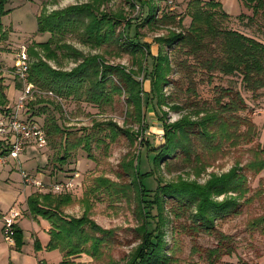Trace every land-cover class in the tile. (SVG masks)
Here are the masks:
<instances>
[{
	"label": "trees",
	"instance_id": "16d2710c",
	"mask_svg": "<svg viewBox=\"0 0 264 264\" xmlns=\"http://www.w3.org/2000/svg\"><path fill=\"white\" fill-rule=\"evenodd\" d=\"M108 1L90 0L41 13L37 18V30L51 36L37 44L43 55L34 47L29 49L28 53L36 60L29 65L28 81L39 91L52 92L60 98L85 97L96 104L110 103L116 94H125L127 106L135 109L133 115L141 122L145 120L142 113L145 91L143 82L136 75L145 74V79L150 82L146 106H151L162 122L164 142L154 146L147 138L141 141L151 169L142 172L139 169L141 162L133 158L125 165L126 174L132 179L135 189L141 220L136 228L140 243L125 264H171L173 256L169 253L164 231L167 205H170L171 214L181 217L180 220L185 217L193 230L220 234L219 245L207 249L209 258L215 259L223 253L230 255L233 247L226 241L229 236L219 226L242 212L243 201L249 192L245 171L260 172L264 169V147L256 151L262 156L259 154L245 166L236 164L222 174H211L204 183L194 180L161 183L155 178L153 169L165 166L171 172L178 168L180 162L196 168L200 166V149L209 152L221 150L226 143L230 146L250 143L257 134V127L247 115L242 114L249 108L242 90L255 97L264 89V42L229 27L232 16L219 1L189 0L185 14L191 18L188 26L184 24V15L161 10L160 0H129L131 7L138 5L145 13V16H139L140 22L125 21L126 17L121 12L102 9ZM241 1L253 11L248 21H253L257 15L264 18V0ZM8 3L9 0H0V36L3 39L7 33L2 19L11 11L7 8ZM239 17L242 19L244 16ZM123 21L128 31L118 30ZM132 26L135 27L133 36L129 33ZM145 27L152 31L168 29L166 34L155 38L159 44L156 55L152 54L150 43L141 38L140 31ZM72 33L93 48L115 46L122 52L137 56L135 65L138 70L127 71L126 67L111 64L100 54L85 55L65 42V37ZM60 53L79 63L71 70H61L45 60L56 61ZM226 77H236L240 88L232 83H218L213 86L215 94L211 99L200 97V84L214 83L216 79ZM18 87L20 91L23 88L20 81ZM27 105H30L28 101L25 109ZM14 106L8 104L5 88L0 84V111H12ZM164 106L180 114V118L170 121L168 112L162 110ZM40 109H32L31 114L25 116L38 123L35 116L41 114ZM39 125L45 129L48 143L52 135H65L54 116L50 115L46 123ZM96 128L108 130L112 139L121 135L133 138L137 133L113 121L100 122ZM85 140V147L92 156L89 135L75 140V143L78 145ZM60 144L67 151L66 137ZM0 148H4L1 141ZM193 155L196 162L192 160ZM65 158L62 156L60 160ZM152 177L158 181L154 190L146 184V180ZM122 190L118 188L117 191ZM69 201L67 194L52 192H34L27 198L30 215L35 218L41 216L51 224L50 239L45 248L64 251V259L59 264H70L67 258L82 253L100 256V247L111 244L114 239L112 230L103 228L87 214L81 217L64 214L63 207ZM253 224L264 227V215L254 219ZM13 239L17 248L23 245L22 230L17 222L13 225ZM36 244L42 249L40 242Z\"/></svg>",
	"mask_w": 264,
	"mask_h": 264
},
{
	"label": "rangeland",
	"instance_id": "374dc122",
	"mask_svg": "<svg viewBox=\"0 0 264 264\" xmlns=\"http://www.w3.org/2000/svg\"><path fill=\"white\" fill-rule=\"evenodd\" d=\"M90 0H9L7 5L11 11L2 19L3 29L6 31V39L0 36V84L4 86L8 97V104L15 105L20 94L19 79L14 73L17 55L26 51L29 57V65L34 60L28 52L34 47L43 55L42 49L37 45L47 41L51 34L38 32L37 18L41 13H50L53 10L62 9L70 5L81 4ZM219 1L223 9L232 17L228 26L242 31L249 36L264 42V18L260 15L253 21H248L253 16V11L247 8L241 0H215ZM189 0H160V9L166 12L184 15V24L188 26L191 18L186 16ZM102 9L111 12H121L126 19L139 21V16L144 15L137 5L131 7L129 0H109L103 4ZM240 15L244 17L240 19ZM128 31L123 21L118 30ZM167 28L150 30L141 29L142 40L151 45L152 54L156 55L159 44L155 42L157 36L167 33ZM135 27L129 29L133 36ZM65 42L83 52L85 55H102L114 65H121L128 70L136 69L137 56L122 52L117 47L93 48L82 43L76 34H68ZM54 68L71 70L79 62L72 57L59 54L58 59H46ZM149 67L151 60L148 61ZM143 82L144 106L142 113L145 120L139 122L133 115L135 109L128 107L125 94H116L110 103L96 104L85 97H67L45 93L40 90L31 96L26 106L25 114L29 116L32 109L41 108V114L35 116L39 124L46 123L51 115L64 130L65 135H52L49 143L44 148L37 146L28 147L19 158L0 159V264H59L64 259V251L60 249L47 250L46 244L50 239L51 224L47 219L30 215L27 198L34 192H42L36 181H41L47 188L56 182H70L71 190L67 194L70 201L63 207L64 214L69 217H81L85 214L96 221L103 228L112 230L113 240L111 244H103L100 247V256L91 257L86 253L74 255L67 260L70 264H125L140 243L136 228L140 224L138 203L135 198L132 179L125 171V165L139 159V169L144 172L152 168L145 157L142 140L149 139L154 146L164 142V130L162 122L158 120L151 106H146L147 92H150V82L145 79V74L136 75ZM237 78L226 77L216 79L214 83H202L199 86L201 98L211 99L215 92L213 86L233 85L240 88ZM249 108L242 112L256 125L257 134L250 143L230 146L226 143L221 150L207 152L200 149V166L189 167V163H178V168L168 172L165 166L153 169L155 178L161 183L177 180H194L204 183L211 174H222L236 164L245 166L254 160L256 153L264 147V89L257 96L243 91ZM43 103H36L41 101ZM60 104V108L58 105ZM30 108V111H27ZM168 112V119L175 121L180 114L162 107ZM160 108L159 111L163 113ZM24 114V115H25ZM113 121L121 127L137 132L133 138L127 135L112 139L108 130H99L96 124ZM144 124V131H142ZM89 135L91 155L85 145L86 140L77 145L75 140ZM68 140L67 151L61 146V142ZM102 139L100 142L99 139ZM229 145V146H228ZM143 152V153H142ZM142 154V155H141ZM139 155V156H138ZM261 156L263 154H260ZM62 156L66 158L60 160ZM91 156V157H89ZM194 155L192 156L193 162ZM137 162V161H136ZM192 162V161H191ZM194 164V163H193ZM193 166V165H192ZM248 176L249 192L243 202L242 212L223 222L219 229L228 235L226 241L230 242L233 252L230 255L221 254L215 259L209 258L207 249L214 248L220 243V234L207 233L206 231L193 230L190 222L184 217L182 220L170 213V205L165 211V238L169 245V253L172 254L171 264H264V227L254 225L253 220L264 215V169L260 172L245 171ZM27 176V178L24 177ZM154 177L146 180L151 189H156L158 181ZM123 188L122 191H117ZM44 193V192H42ZM220 197L219 199H222ZM249 199H251L249 201ZM11 209L20 212L16 220L22 230L23 245L16 247L15 241L5 238L3 226L4 216ZM155 213L156 210L154 209ZM40 242L42 249L37 247Z\"/></svg>",
	"mask_w": 264,
	"mask_h": 264
},
{
	"label": "built area",
	"instance_id": "2783aa9c",
	"mask_svg": "<svg viewBox=\"0 0 264 264\" xmlns=\"http://www.w3.org/2000/svg\"><path fill=\"white\" fill-rule=\"evenodd\" d=\"M26 51L17 55L14 73L23 88L12 111H0V141L4 148H0V159L19 158L30 146L44 148L48 145V137L45 129L35 120L28 119L24 114L25 104L34 93L40 92L28 81L29 57ZM53 95L52 92H46ZM7 145V146H6ZM7 150L2 152V150ZM24 177L27 178V176ZM28 181L29 178H27ZM39 190L42 192L66 193L71 190L72 183L56 182L47 188L41 181H36ZM20 212L11 209L8 215L4 216V234L8 241H13V225L20 216Z\"/></svg>",
	"mask_w": 264,
	"mask_h": 264
}]
</instances>
